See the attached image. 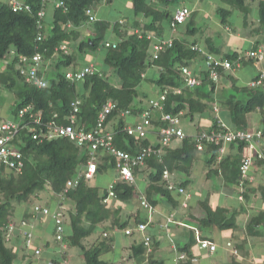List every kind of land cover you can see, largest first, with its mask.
<instances>
[{
    "label": "trees",
    "instance_id": "obj_1",
    "mask_svg": "<svg viewBox=\"0 0 264 264\" xmlns=\"http://www.w3.org/2000/svg\"><path fill=\"white\" fill-rule=\"evenodd\" d=\"M55 1H62L63 5L55 7ZM112 0H50L49 4H43L44 0H20L22 8L15 11L8 1H0V59L10 60L0 65V90H8L15 96L14 118L20 119L21 109L31 106L25 117L20 119V130L17 132L14 143L23 153L24 167L19 171L9 170L7 165L0 161V264H33L32 257H38L39 264L43 250L34 240L35 251L29 252L23 244L22 234L33 231V223L45 221L52 217L54 221V233L57 236L58 226L54 220L50 205L34 203L33 197L41 199V192L48 189L56 195H62L67 186L68 180L76 177L86 165L90 157L89 144L79 146L75 140L69 137L47 138L42 131H48L51 121L58 124H69V115L73 112L72 104L76 99H81L79 111L76 114L75 126L85 131H93L96 128L99 115L104 110V105L109 101L116 103L117 108L108 115L106 128L114 132V145L117 148L127 151L132 155L141 154L143 149H148L142 164L134 169L135 176L140 172L147 176L148 184L145 189L147 198L153 207L157 206L160 200L168 203L180 201L178 196L184 195L178 191L170 190L169 182L164 176L165 170L171 172H182L192 175L196 164L204 161L208 177L222 175L228 184L241 183L242 164L244 159V148L248 146L247 141H233L230 144H219L199 139L198 133L202 126H198V132L190 134L180 126L184 116L194 120L199 117V124L205 117H210V127L206 131H226L223 127L224 121L220 118V108H229L233 127L243 128L247 125V115L258 109H264V90L261 87H247L251 98L243 101L236 99L235 94L231 97H223L224 92L217 93L218 83L210 78L205 71L203 62L205 54L199 48L201 41L194 42L183 40L174 34L178 28L190 20L197 12L187 5H173L177 0H132L134 20L130 23L126 19L111 22L99 18L96 13V6L101 2ZM233 5L242 13L244 26L250 27L249 35L255 37L264 36V0H224ZM163 3V4H162ZM44 7L48 8L46 17L42 19V26L39 24V12ZM92 8L93 19L87 13ZM187 8L190 11L184 23L175 24V11ZM52 12H51V10ZM256 15L252 16L255 13ZM220 16L223 26L231 29L234 33L237 30L230 22L233 10L220 7L216 10ZM145 20H140V16ZM52 16L51 26L49 19ZM256 20V21H255ZM252 24V25H251ZM176 28V30H174ZM187 33L195 35L197 27L187 26ZM41 36V40H39ZM116 39L112 40V37ZM173 38V45L159 51L155 57L154 45L156 42ZM253 49L264 45L263 40L254 39ZM111 42L115 47H107L106 43ZM205 50L222 59L232 63L231 68L220 71L222 76L234 84L233 71L256 60L249 57L239 46L234 52L225 51L224 48L216 45L212 37L204 38ZM65 46L66 49L61 47ZM198 48H194V47ZM100 60L104 67H97V63L86 64L84 67L74 66L73 71L91 68L93 73H88L83 79L72 81L67 78L68 68L76 65L78 52L88 54L101 52ZM257 51V50H253ZM41 54L43 62L40 64L39 73H45L47 85L38 87L28 82L20 74V61L22 56L32 57ZM104 56V57H103ZM258 61V60H257ZM52 62V64H48ZM98 62V60H97ZM47 66V67H46ZM193 67L197 76L202 78V83L191 87L186 85L183 76V67ZM158 67V75H149L148 69ZM227 70V71H226ZM52 72V77H46ZM145 81L157 86L159 93L150 96L148 91H140V85ZM221 82V81H220ZM205 87H208L206 89ZM234 87L232 90H239ZM176 90H181L177 93ZM164 95L165 98H161ZM158 101V105L152 104ZM121 111H129L130 115H121ZM145 112L150 113L149 133L146 138H137L126 131L128 125H135ZM219 112V113H218ZM34 117H31V115ZM165 114H171L180 119L177 128H181L185 136L174 138L170 145L160 141L159 134L162 128L172 126V122L163 119ZM35 118H38L35 121ZM227 125V124H225ZM229 126V125H227ZM230 127V126H229ZM259 131V130H256ZM263 132V130L260 129ZM264 133V132H263ZM34 134L38 137L35 138ZM176 142V146L172 145ZM202 143L203 148H199ZM238 147L236 154H229V146ZM225 146V152L221 149ZM207 153L202 159L200 154ZM98 172L104 169L117 170V162L114 156L99 154ZM221 157V158H220ZM254 164L264 165V159L255 157ZM250 174L252 175L251 171ZM95 175V177H96ZM137 177V176H136ZM82 177L80 184L70 189L64 198L60 197L59 207L64 213V243L59 241L62 249L52 248L54 253L49 255L46 264H61V256L69 247L81 249L83 264H126L124 260L112 262L102 258L104 251L114 247L115 238L110 230L118 227L127 229L131 220L147 222V218H141L136 212L127 219L121 220L113 206L104 202L110 193V184L107 189H102ZM253 181V180H252ZM250 180H245V185ZM189 180H182L179 187L184 188L190 183ZM174 183V182H173ZM116 194L113 198L123 201H130L138 193L137 185L131 182L116 181L113 186ZM247 191H252L251 185ZM244 192L248 199L250 194ZM177 195H175V194ZM264 195V188L262 189ZM180 198V197H179ZM264 198V197H263ZM204 217L199 218L200 223L205 227H218L221 230L231 229L236 225V215H227V210L221 206H213L207 200ZM19 205L26 208L22 214L19 225L15 222V213ZM49 207L51 213L43 215L36 210V206ZM135 217V218H132ZM132 218V219H131ZM10 222H14L17 233L13 243L8 242L5 229ZM21 223V225H20ZM264 225V209L250 220L247 229L250 233L257 235L254 230ZM131 234H136L132 229ZM147 230V229H146ZM94 233L98 236L88 246L86 240ZM34 239V236H33ZM152 241V240H151ZM64 244L67 246L64 247ZM154 249H156L155 243ZM24 246V247H23ZM51 247V241L47 242ZM190 243L182 250L187 251ZM21 247H23L21 250ZM149 246L144 242L136 240L130 252V257L139 261L150 258ZM39 253H36V250ZM66 254V253H65ZM154 252H151V255ZM187 256H190L187 253ZM160 262V261H158ZM157 260L150 258V263L157 264Z\"/></svg>",
    "mask_w": 264,
    "mask_h": 264
},
{
    "label": "crops",
    "instance_id": "obj_2",
    "mask_svg": "<svg viewBox=\"0 0 264 264\" xmlns=\"http://www.w3.org/2000/svg\"><path fill=\"white\" fill-rule=\"evenodd\" d=\"M99 18L102 17L99 16ZM241 37L243 38V35H241ZM254 41L255 40L251 42L252 46L250 48H244L246 50V54L253 50H261L262 52H264V45H261L257 49L252 48L254 45ZM200 46L205 49V45L200 44ZM258 61L262 62L264 60ZM258 61L256 59L255 62L253 61L251 63L243 65L237 70H234L232 73L235 85H232V82L226 78V80L229 81L225 82L224 86H219V90H217V93L221 91L223 92L224 88L228 86L232 89L234 87L236 89L237 87L242 88V90L239 89L237 91L240 92L241 97L239 99L245 101L250 99L251 95L248 89L244 92V88L246 89L247 87L252 86L257 88L261 87L264 90V70H258V72L254 74V70H252V68H249L251 64H255L257 68H260V62ZM229 110V108H225L223 110H221L220 108V113L218 112L220 118L224 121L225 124L229 125L232 128L243 129L241 127H233L234 124L231 118V111L229 113ZM246 121L247 125L245 126V129L253 131L261 129L264 132V109H258L250 112L247 115ZM200 126L203 127L201 129L209 128L210 117L207 116L205 117V119L201 120ZM176 144L177 143L174 142L172 145L176 146ZM235 146L236 147L229 146L227 152L229 154H236L238 152V147L237 145ZM259 147L264 152V135L259 143ZM249 152L250 151L248 149V146H246L244 148V155ZM106 170L108 169H104L102 172ZM114 170L116 176L113 180L115 181L118 173L116 168ZM207 173L208 172L205 169L206 180L205 185L203 184L205 189L203 193H201L202 191L196 189H193L192 193H190L188 191V187L191 183L190 182L185 187L184 195L178 196V199H180V201L176 203H168L166 200H160L158 205L154 207V210H145V216H141L138 209L130 208L126 201H123L117 197L112 198L109 201V206H113V208H115V211L119 214L118 217L121 220L127 219L130 215H133L136 212H138L140 220L141 218H147V222L141 221V223L147 224L148 230L147 233L144 234L150 236L152 240L150 247H148L151 251H149L150 253L148 254H150L149 256L150 258L152 257L153 261H160L157 264H264V225L258 226L254 229L256 232L258 230L257 235L250 233L249 229H247L248 224L253 216L257 215L260 210L264 209V195L262 193V189L264 188V165L260 166L254 164L251 170L253 181L251 180L252 182H248L247 185H245L244 183L242 187L240 183L228 184L222 175H219L218 177L220 178V180L215 182L212 177L207 176ZM174 176L175 172H171L170 178L173 180L174 184L179 187L182 180L178 179V176ZM250 185L253 190L249 192L246 190V186L249 187ZM246 191L250 194V197L248 199L244 195V192ZM138 193H141L142 197H146V199L149 201L147 195L145 194V190L138 189ZM202 194L205 197L204 199ZM234 198H236L237 204L233 200ZM205 200H207L209 204H212L213 206L223 207L225 210H227V215L229 216L236 215V225L231 229L225 230H221L215 226L217 229H219L220 235L219 237H215L213 234H211V227H205V225L203 223H200L199 221V218H203L205 214L203 210L204 208L202 207L203 205H205L203 203V201ZM162 203L168 204L170 207L168 209L158 208ZM57 209H59V207ZM25 210L26 208H23V206L19 205L18 214L17 212L15 213L16 218H21L22 214L26 212ZM56 210H54V212ZM165 215L168 216L167 219L165 218ZM163 218L165 219L163 220ZM15 222L19 225L18 220L15 219ZM46 222V219L45 221L41 222L36 221V226H33V230L38 231L40 235H45V233L47 232V228L45 230V227L47 226L45 225ZM37 223L39 227L37 226ZM130 223L131 225L127 228L135 230L139 221H136V219H132ZM171 224H173L174 226H172ZM150 226L157 228L156 233L149 231ZM173 227L174 230H172ZM110 232L115 238L114 247L106 251L115 250V243L117 242L116 240L118 238L120 241V249H122L124 253L128 252L130 256L133 243L136 240H138V242L143 241V233L138 231L137 229L135 231L136 234L134 233V235L131 236L126 235L125 229H119L118 227L110 230ZM205 239L217 244V250L215 252H210L200 246V240ZM15 240L16 239H12L10 243H13V241L15 242ZM165 241H167V244L163 243ZM153 243H155L156 249H154ZM188 243H190L188 250L183 251L182 249L187 246ZM151 252H154V254L151 255ZM186 252L189 253L190 256H187ZM124 253L118 256L113 254L109 261L120 262L122 260H125L127 254L124 255ZM217 255H219V257H217ZM130 258L133 259L134 257ZM150 258L147 257L144 263L152 264L150 263ZM216 258L219 261H217Z\"/></svg>",
    "mask_w": 264,
    "mask_h": 264
},
{
    "label": "built area",
    "instance_id": "obj_3",
    "mask_svg": "<svg viewBox=\"0 0 264 264\" xmlns=\"http://www.w3.org/2000/svg\"><path fill=\"white\" fill-rule=\"evenodd\" d=\"M2 1V0H0ZM8 1L12 4L15 11H19V9L22 8V4H20V0H3ZM50 0H44L43 4H49ZM63 5L62 1H55V7H60ZM48 8L44 9V7L39 12V24L38 26H42V19L46 17ZM92 8L87 10L88 15L90 16V19H93L94 16L92 14ZM190 11L187 8H181L175 11V24L177 23H184L187 20V17L189 16ZM176 30V28H174ZM41 36H39V40H41ZM173 38L163 40L162 42H156L154 45L155 49V57H158L159 51H162L166 49L167 47H171L173 45ZM107 47H115V44H111V42L106 43ZM62 49H66L65 46L61 47ZM195 49L198 47H194ZM199 49V48H198ZM202 50V49H201ZM205 56V64H206V72L207 75L210 76V78L216 82H218L221 78V72L220 68L229 69L232 66V63L230 61L222 59V57L217 56L213 53L202 51ZM249 57H252L257 60H263L264 59V52L261 50L257 51H250L248 52ZM43 62V57L41 54H36L32 57L22 56L20 61V74L25 77V79L38 86V87H44L47 85V82L45 80V73L41 72L39 70L40 64ZM47 67V66H46ZM94 70H91V68H85L84 70L80 71H68L67 72V78L75 81V80H81L83 79L88 73H93ZM196 72L191 69L190 67H183V76L185 78L186 85L195 87L200 85L203 81L202 78L197 76L195 74ZM264 76V74H263ZM177 93L181 92V90H176ZM161 98H165L164 95L161 96ZM81 103V99H76L73 104V112L69 115V124H58L57 122L51 121L48 125V131H42V134L47 138H57V137H69L76 141V143L79 146H83L84 144H89V151H90V157L88 161L86 162V165L83 167V169L80 171V173L68 180L67 186L64 190V193L60 195L61 198H64V195L72 188L77 187L80 184V181L82 177H85L86 180H91L95 177L99 165H98V159L99 154L101 155H112L116 159L117 162V178L110 186V193L107 196V198L104 200V202L109 203V201L116 196L113 186L116 181H124V182H136V176L134 173V169L138 167L139 164H142L144 161V157L147 153L146 149H143L141 154L139 155H132L131 153L127 151H123L120 148H117L114 145L113 139H114V132L111 129L106 128V119L110 113H112L116 108L117 105L113 101H109L106 105H104L103 112L99 115V120L97 121L96 128L93 131H85L84 129H78L75 126V119L76 114L79 111V104ZM158 105V101H152V104ZM31 106H27L26 108H23L20 110L19 117L22 120L25 115L30 111ZM121 115H130L131 113L129 111H121ZM143 116H140V120L135 125H128L125 129L128 134L135 135L137 138H146L149 133V126L151 125L152 121L150 120L149 112H145L142 114ZM31 117H34L32 114ZM163 119H168L170 122H172V126L162 128L157 134H159V139L162 141L165 145H170L171 141L174 138L177 137H184L185 133L181 128H177L174 126L175 124L180 123V119L178 117H174L171 114H165ZM20 119L11 120V119H5L2 118L0 115V161H2L4 164L7 165L9 170H15V171H21L24 167V160H23V153L17 148L16 144L14 143V138L17 134V132L20 130ZM38 118H35V121H37ZM223 127H227L228 129L226 131L218 130V131H206L205 129H202L197 134L199 139H206L207 141L214 142L219 144L221 141H223L224 144H230L233 141H247L249 153L244 155L243 164H242V180H241V187L245 183V180H252L253 176L250 174V171L252 170V167L254 166V159L255 157L264 159V152L260 149L259 143L264 135L262 131H253V130H242L237 128L229 127L225 124H223ZM34 137L37 138L38 135L34 134ZM199 148H203L202 143L199 144ZM221 151L225 152V146L221 149ZM221 158V157H220ZM164 176L167 180H170V173L168 170H165ZM170 190L178 191L180 193H185V189L181 187H177L173 182H169L167 186ZM142 206L149 209L154 210V207L151 205V203L146 199V197L141 198ZM36 210L43 215L51 213L49 207H42L40 205L36 206ZM54 220H56L57 226H58V232L56 239L62 243H64V213L63 209L59 207L54 214H53ZM136 229L144 234V231L147 229L146 223L139 222L136 226ZM5 235L8 242H10L17 233L18 227L14 222H10L6 229H5ZM131 228H127L125 232L127 234L132 233ZM34 232H27L25 233V240L24 245L28 248L34 247ZM144 242L147 246L151 244V237L147 234L143 235ZM67 245L64 244V247ZM200 246L203 249H206L210 252H215L217 250V244L213 243L209 240H200ZM36 253H39V250H36ZM183 257V256H181ZM214 264V263H213Z\"/></svg>",
    "mask_w": 264,
    "mask_h": 264
},
{
    "label": "rangeland",
    "instance_id": "obj_4",
    "mask_svg": "<svg viewBox=\"0 0 264 264\" xmlns=\"http://www.w3.org/2000/svg\"><path fill=\"white\" fill-rule=\"evenodd\" d=\"M163 4V3H162ZM173 5H187L190 8H192L193 10H197L196 13H194L192 15V23L190 22V20H188L187 23L183 24L181 27L182 28H178L177 32L174 34L176 37H179L181 39H184L186 41H189L190 43L194 42L196 39L200 40L201 43H204V38H206V36L212 37L213 40L215 41L216 45H218L221 48H224L225 51H230V52H234L236 50H239V46L241 47V51L245 48L248 49L252 46V41L254 39H259V40H263L264 42V36H260V37H255L254 35H249L250 31V27L246 28L244 26V22H243V17H242V13L239 11V9H237L236 7H234L233 5L227 3L224 0H177V3H173ZM220 7H225L228 9L233 10V15L230 18V22L233 25V27L237 30L236 33H234L231 29H228L226 26H223L222 23L220 22V16L219 14L216 13V10ZM96 13L98 16L108 19L111 22L112 21H117V20H123L127 18V21L132 23L134 20V11L132 9V0H112L111 2H101L98 3L96 6ZM256 15V10L255 13L252 15L254 16ZM52 16L49 19V27L51 26V20ZM140 20H145V16H140L139 17ZM145 18V19H144ZM256 21V20H255ZM252 25V24H251ZM187 26H194L197 27L198 29V33H196L195 35L187 33L185 29H187ZM241 35H243V38L241 37ZM112 39H116V37H112ZM201 44V45H204ZM103 50H101V52H97V53H93L90 52L86 55L84 53L78 52V61L76 63V65L74 64L73 66H70L68 68V70L72 71L74 69V66H80V67H84L86 64L89 63H93V61H95V63H97V67H104L105 64L100 60V58L103 55ZM104 57V56H103ZM10 60V56H7L5 58V60H1L0 59V65H4V62L6 63L7 61ZM98 60V62H97ZM260 62V61H258ZM48 64H52V62H48ZM262 65V67H261ZM51 66V65H50ZM253 66V67H251ZM205 68H206V64H205ZM249 68H252V70H254V74L258 72V70H264V61L260 62V68H257L256 65L251 64L249 66ZM158 67H152L148 69V74L149 75H158ZM46 77H52V72L47 73ZM229 80H226L225 77L221 78V82L218 84V86H224L225 82H228ZM206 89H208V87H205ZM228 90L224 92L223 97H231V94H235L237 99H239L240 96V92H238L237 90H232L231 87H226ZM217 90H219L217 88ZM140 91H148L150 92V96L151 95H155L156 93H159V88L157 86H153V84L145 81L144 83H142L140 85ZM15 96L13 94H11L8 90H0V114L5 117V118H14V110H15V102H16ZM225 109V106H223ZM230 113V110L228 111ZM257 114V113H256ZM199 124V117H197L194 120H191L190 117H186L184 116L182 118V122L180 124V126L182 127V129H184L185 132L190 133V134H195L198 132L197 127L200 126ZM205 127V126H204ZM203 128V127H201ZM207 153H202L200 154L202 159H205V156L207 157ZM200 162H198L196 164V167L193 171V176H189L186 173H182L179 171L175 172V176H178V179L180 180H189L191 181L189 187H188V191L190 193H192L193 189L196 190H200L202 191L201 193H203L205 191L203 184L205 185V167L202 164V162L204 163V161L199 160ZM202 169V171H201ZM116 176L115 174V170L108 169L104 172H98V174L96 175V177H94L93 179H91V183L92 184H96L98 186H100L102 189H105L107 187L110 186V184L114 181V177ZM137 177V186L138 189H142L145 190L146 185L148 184V179L147 176L143 173H138L136 175ZM213 180L216 182L218 180H220V178L218 176H214L212 177ZM140 192V191H139ZM176 192V191H175ZM203 196V194H202ZM236 197V196H235ZM141 198H142V194L141 193H137L134 195V197L128 201V206L130 208L133 209H138L140 211L141 216H145V210H148L147 208H144L141 204ZM205 197L203 196V199ZM33 202L34 203H41L42 205H50L49 207L52 208V210H56L59 207V200L60 197L58 195H56L55 193H52L50 190L46 189L44 191L41 192V199H37L35 196L33 197ZM236 204H237V200L236 198L233 199ZM162 201V200H161ZM164 202V201H163ZM126 206V205H125ZM170 206L168 204H161L160 207L158 208H166L168 209ZM136 211V210H135ZM165 218L167 219L168 216L165 215ZM163 218V220L165 219ZM16 220H18L20 222V218H16ZM46 224L47 225L45 227V230L47 228V232L45 233V235H40L38 231L33 230L34 232V240L36 242V244L43 250L44 254H42L40 257L42 258L40 263L41 264H46L47 262V258L49 255H52L54 253V251L52 250V248H58L62 249L61 246H59V241L56 239L55 233H54V221L53 218L47 217L46 218ZM244 221V219H243ZM21 225V223H20ZM34 227L36 226V222L32 224ZM172 226H174L173 224H171ZM170 225V226H171ZM37 226L39 227L38 223ZM157 226V225H156ZM171 226V227H172ZM150 226L149 227V231L156 233V229ZM33 229V227H32ZM148 230V229H147ZM147 230L144 231V233H147ZM174 230V227L173 229ZM211 234H213L215 237H219L220 235V231L219 229H217L216 227H211ZM144 235V234H143ZM98 236L97 233H94L91 237H89L86 240L87 245L89 246V243H93L94 240L96 239V237ZM22 239H23V244L24 240H25V234H22ZM51 241V247L47 246V242ZM117 242L115 243V250L113 251H105L104 254L102 255V258L105 260H110L112 255L115 254L116 256L121 255L124 253V251H122V249H120V241L117 238L116 240ZM128 241V240H127ZM164 244H167V241L163 242ZM163 245V244H162ZM24 247V246H23ZM21 247V250H23ZM25 249L28 250L29 252H34L35 251V246L32 248H28L27 246H25ZM63 257L61 256V264H83L84 263V259L81 256V249L78 247H69L66 250H64ZM127 254L126 259L124 260V262L126 264H145L144 261H139L137 258H133L131 259L129 256L128 252H125L124 255ZM217 257H219V255H217ZM39 256L36 257H32V260L34 261L33 264H39L38 261ZM217 259V258H216ZM217 261H219L217 259Z\"/></svg>",
    "mask_w": 264,
    "mask_h": 264
},
{
    "label": "clouds",
    "instance_id": "obj_5",
    "mask_svg": "<svg viewBox=\"0 0 264 264\" xmlns=\"http://www.w3.org/2000/svg\"><path fill=\"white\" fill-rule=\"evenodd\" d=\"M184 40V39H183ZM199 48H202L201 46H199ZM202 51H206L205 49H202ZM208 52V51H207ZM211 53V52H210ZM247 55H248V53H247ZM256 60V59H255ZM264 60V59H263ZM203 65H204V67H205V61L203 62ZM188 67V66H187ZM190 68L191 69H193V67H191L190 66ZM222 68H220V70H221ZM194 70V69H193ZM205 70H206V68H205ZM227 71V70H226ZM221 72V71H220ZM224 76V75H223ZM223 76H222V73H221V78H223ZM221 78H220V80L217 82L218 84L220 83V81H221Z\"/></svg>",
    "mask_w": 264,
    "mask_h": 264
}]
</instances>
